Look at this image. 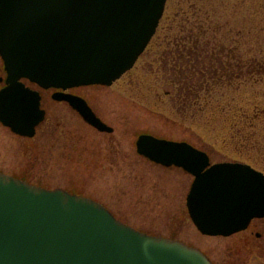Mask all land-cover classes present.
Segmentation results:
<instances>
[{
	"label": "rangeland",
	"instance_id": "obj_1",
	"mask_svg": "<svg viewBox=\"0 0 264 264\" xmlns=\"http://www.w3.org/2000/svg\"><path fill=\"white\" fill-rule=\"evenodd\" d=\"M5 78L0 57V87ZM53 90H41L47 117L34 137L0 122V172L94 199L136 229L200 249L214 264H264V230L202 234L186 204L193 176L151 162L135 144L140 134L187 141L212 163L264 172V0H167L132 69L111 85L68 90L86 98L112 133L53 101Z\"/></svg>",
	"mask_w": 264,
	"mask_h": 264
},
{
	"label": "water",
	"instance_id": "obj_2",
	"mask_svg": "<svg viewBox=\"0 0 264 264\" xmlns=\"http://www.w3.org/2000/svg\"><path fill=\"white\" fill-rule=\"evenodd\" d=\"M167 0H0V53L9 86L0 92V120L34 136L44 120L40 96L19 82L43 87L111 85L143 53ZM101 131L113 128L84 100L69 96ZM139 153L196 176L190 215L207 235L228 236L264 216V174L249 165H209L185 142L141 135ZM0 264H212L199 249L149 236L101 204L63 190L49 191L0 173Z\"/></svg>",
	"mask_w": 264,
	"mask_h": 264
},
{
	"label": "flooded vegetation",
	"instance_id": "obj_3",
	"mask_svg": "<svg viewBox=\"0 0 264 264\" xmlns=\"http://www.w3.org/2000/svg\"><path fill=\"white\" fill-rule=\"evenodd\" d=\"M2 82H3V79L0 80V83H2ZM4 82H5V81H4ZM4 85H5V83H4ZM4 85H3V86H4ZM3 86H1L0 88H2ZM44 91H47V90H44ZM54 93H60V94L67 93V94H75V95H79V96H82V95H80V94H76V93H73V92L68 91V90L64 91V90H61V89H54V90L52 91V95H51V98L53 99V101H55V102H59V103H61V104H64L68 109H70V111H69L70 113L74 114V112H75V113H77L78 116L81 118L80 114H79L75 109H73L72 106H70L69 102H67V101H57V100H55L54 97H53V94H54ZM40 94H41L42 108L46 110V114H47V107H44L45 104H44V97H43L42 91H41ZM82 97H83V96H82ZM85 99H86V98H85ZM86 100H87V99H86ZM71 110H73V112H72ZM181 170H182V169H181ZM247 229H249V232H250V233H258V235L260 236V235H261V233H259L260 229L264 230V217H263V218H255V219H253V220L250 222V224H249V226H248ZM247 229H246V230H247ZM242 232H243V231H241V232H239V233H242ZM239 233H236V234H234V235H237V234H239ZM259 247H260L261 249L264 250V244H263V243H262Z\"/></svg>",
	"mask_w": 264,
	"mask_h": 264
},
{
	"label": "bare ground",
	"instance_id": "obj_4",
	"mask_svg": "<svg viewBox=\"0 0 264 264\" xmlns=\"http://www.w3.org/2000/svg\"><path fill=\"white\" fill-rule=\"evenodd\" d=\"M137 140H138V139H137ZM137 140H136V143H137ZM136 143H135V144H136ZM187 194H188V193H187ZM186 202H187V197H186Z\"/></svg>",
	"mask_w": 264,
	"mask_h": 264
}]
</instances>
